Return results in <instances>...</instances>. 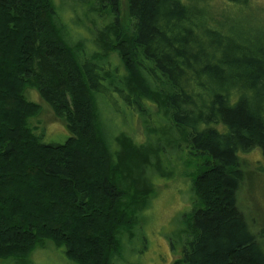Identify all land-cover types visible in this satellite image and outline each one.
Listing matches in <instances>:
<instances>
[{"label":"trees","instance_id":"16d2710c","mask_svg":"<svg viewBox=\"0 0 264 264\" xmlns=\"http://www.w3.org/2000/svg\"><path fill=\"white\" fill-rule=\"evenodd\" d=\"M202 3L84 0L95 28L80 43L53 0H0V260L32 264L49 240L75 264H120L153 178L174 173L171 150L199 162L174 264H264L236 197L240 153L264 155V35H235ZM30 87L66 120L64 143L31 126L42 109ZM113 90L145 120L146 142L121 132L112 148L100 106Z\"/></svg>","mask_w":264,"mask_h":264},{"label":"rangeland","instance_id":"374dc122","mask_svg":"<svg viewBox=\"0 0 264 264\" xmlns=\"http://www.w3.org/2000/svg\"><path fill=\"white\" fill-rule=\"evenodd\" d=\"M53 1L58 22L64 31H75L76 28L81 34L78 42L91 41L93 37L87 29L91 30L95 26L91 18L87 17L88 9L79 6L84 0ZM200 2L211 11L207 13L208 16L223 23L228 22L230 30H232L230 22L235 23L236 27H232L235 35L247 33L254 38L264 35V0H242V3L235 6L229 4L228 0H200ZM82 23L85 26H81ZM73 34L76 33L72 32ZM84 37L87 38L83 39ZM109 68L110 71L118 68L120 74L124 73L116 53L110 55ZM101 95L109 105L107 107L104 103V107L100 106V109L106 133L113 141L112 148L118 147L114 138L121 135V132L130 134L138 142H144L148 137L145 120L139 115L135 120L121 92L113 90ZM26 97L41 106L40 114L31 118L30 122L31 126L36 128V132L42 134V140L45 143H64L71 135L67 130L66 120L56 115L52 106L35 88H27ZM150 109L152 114L157 111L154 107ZM168 154L173 155L169 168L174 173L170 177L158 174L153 178L155 192L151 196L149 207L137 218L136 238L129 236L122 238L123 255L120 264H174L181 258L182 247L177 245V248H174L172 242L179 239L180 232L185 226L183 216L192 208V176L197 172L199 162L188 151L178 155L170 150ZM240 158L245 178L238 187L237 205L257 242L264 248V155L262 149L256 147L249 152H241ZM64 250L65 247H58L53 241L46 240L44 246L37 245L32 249L28 261L32 264H75L66 257ZM15 263V258L0 260V264Z\"/></svg>","mask_w":264,"mask_h":264}]
</instances>
